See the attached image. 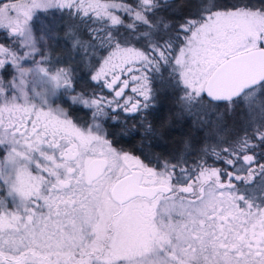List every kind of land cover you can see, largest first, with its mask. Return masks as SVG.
<instances>
[{
    "label": "snow or ice",
    "instance_id": "6c2138e0",
    "mask_svg": "<svg viewBox=\"0 0 264 264\" xmlns=\"http://www.w3.org/2000/svg\"><path fill=\"white\" fill-rule=\"evenodd\" d=\"M163 86L191 165L118 146ZM0 264H264V0H0Z\"/></svg>",
    "mask_w": 264,
    "mask_h": 264
},
{
    "label": "rangeland",
    "instance_id": "374dc122",
    "mask_svg": "<svg viewBox=\"0 0 264 264\" xmlns=\"http://www.w3.org/2000/svg\"><path fill=\"white\" fill-rule=\"evenodd\" d=\"M64 19L66 20L67 18L65 17ZM53 20L60 22V13L57 12L55 16L50 14H40L39 19L35 21L34 28L37 32H39L41 28L46 27L49 22ZM157 100H159L158 118L162 121H168L165 127L167 133L169 134V130L172 128V123L173 126L175 125V128L173 127L172 130L176 129L174 132L175 137L171 141L172 145L169 146V148L163 146L160 148V151H169L170 155H174L177 151L178 153L183 151L185 140H190L192 147L189 149L188 160L191 165L197 151L206 143L212 144L214 142L215 134L212 125V120L214 118L212 114H204L200 110H194L192 115L184 114L185 118L183 115H178L177 108L174 103V96L172 95L171 90L166 86L161 88V91L158 93ZM197 113L204 116L203 121L199 119ZM242 119L243 118L239 116V110H237L236 115L226 117L227 134L232 135L238 131L241 127ZM213 159L214 158H209L208 162L212 163Z\"/></svg>",
    "mask_w": 264,
    "mask_h": 264
},
{
    "label": "flooded vegetation",
    "instance_id": "af4514ba",
    "mask_svg": "<svg viewBox=\"0 0 264 264\" xmlns=\"http://www.w3.org/2000/svg\"><path fill=\"white\" fill-rule=\"evenodd\" d=\"M158 111H159V100L156 101L155 107L149 110V114H148V117H147L148 120L152 121V122H154L156 124H159L162 120H160L158 118ZM184 118H185V116H184ZM137 119H139V117ZM171 130H172V128H171ZM171 130H169L171 133L166 134V135L163 134L160 137L153 138V139L150 140V142H148V140H146V142H145V140L143 142H141V135L142 134H140V133H136V134H133V135H130V136L129 135L121 136V141H122V143L124 145L128 144V143H132V144L136 145L135 148H136L137 151H140V152L143 151L145 153L152 152V153H159L160 154V148L161 147L165 146L166 148H169V146L172 145L171 141L175 137V133H174L175 130L174 129L172 131ZM168 135L170 137H168ZM165 136H167V137H165ZM164 137L167 138V140L168 139H170V140L167 141V140L164 139ZM148 145H150L151 151H149V150H147L145 148V146L147 147ZM125 149L128 150L127 148H125ZM162 152L163 153H161V155H170L169 151L168 152L162 151ZM177 153H178V151H177ZM177 153H174V155L177 154ZM135 154L139 155L140 153H135Z\"/></svg>",
    "mask_w": 264,
    "mask_h": 264
},
{
    "label": "trees",
    "instance_id": "16d2710c",
    "mask_svg": "<svg viewBox=\"0 0 264 264\" xmlns=\"http://www.w3.org/2000/svg\"><path fill=\"white\" fill-rule=\"evenodd\" d=\"M226 2H230V0H226ZM172 3L174 4V5H177V6H180V5H188V4H190L191 3V0H172ZM252 3H254V4H259V0H252ZM169 12H170V14H172V10L170 9L169 10ZM182 12H183V8H177L176 10H175V15L177 16V17H179L180 15H182ZM81 74H83V73H81ZM175 126V125H174ZM173 126V124H172V128L174 127ZM175 128V127H174ZM175 131H176V129H174ZM169 133H171L170 131H169ZM163 134H168L167 133V131H166V129H164V132H163ZM165 137H167V136H165ZM164 137V139L165 140H167V138H165ZM168 137H170L169 135H168ZM118 140H119V145L118 146H122V147H124V148H127L128 150H131V151H133L134 153H141L140 151H137L136 150V148H135V146L136 145H134V144H132V143H128V144H123L122 143V141H121V136H119L118 137ZM168 140H170V139H168ZM167 140V141H168ZM148 142H150V140H148ZM205 143V142H204ZM137 144V143H136ZM145 148L147 149V150H149V151H151V147H150V145H148L147 147L145 146ZM161 153H163L162 151H160V154Z\"/></svg>",
    "mask_w": 264,
    "mask_h": 264
}]
</instances>
